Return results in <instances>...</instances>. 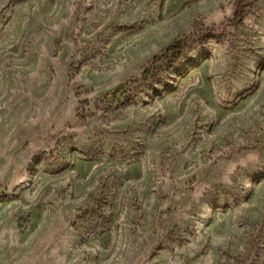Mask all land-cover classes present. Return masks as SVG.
<instances>
[{
  "label": "rangeland",
  "instance_id": "obj_1",
  "mask_svg": "<svg viewBox=\"0 0 264 264\" xmlns=\"http://www.w3.org/2000/svg\"><path fill=\"white\" fill-rule=\"evenodd\" d=\"M0 264H264V0H0Z\"/></svg>",
  "mask_w": 264,
  "mask_h": 264
},
{
  "label": "trees",
  "instance_id": "obj_2",
  "mask_svg": "<svg viewBox=\"0 0 264 264\" xmlns=\"http://www.w3.org/2000/svg\"><path fill=\"white\" fill-rule=\"evenodd\" d=\"M184 46V42L177 41L169 46L163 53L154 57L152 60L153 68L145 70V78H151V80L155 82L163 71H168L173 68L178 62V59L182 56Z\"/></svg>",
  "mask_w": 264,
  "mask_h": 264
}]
</instances>
